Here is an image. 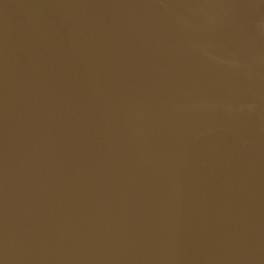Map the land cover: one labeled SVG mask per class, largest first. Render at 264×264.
Returning <instances> with one entry per match:
<instances>
[{"label":"water","instance_id":"obj_1","mask_svg":"<svg viewBox=\"0 0 264 264\" xmlns=\"http://www.w3.org/2000/svg\"><path fill=\"white\" fill-rule=\"evenodd\" d=\"M0 264H264V0H0Z\"/></svg>","mask_w":264,"mask_h":264}]
</instances>
